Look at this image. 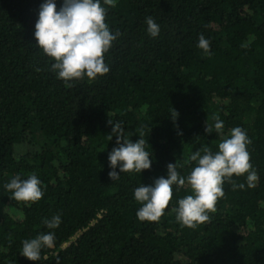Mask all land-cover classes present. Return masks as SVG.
Here are the masks:
<instances>
[{
  "label": "trees",
  "instance_id": "trees-1",
  "mask_svg": "<svg viewBox=\"0 0 264 264\" xmlns=\"http://www.w3.org/2000/svg\"><path fill=\"white\" fill-rule=\"evenodd\" d=\"M45 2L0 0V264H264V0H101L105 23L120 33L104 57L110 71L72 81L58 79L36 46ZM148 16L160 25L155 38ZM201 34L210 55L197 47ZM109 119L133 143L142 130L150 169L109 179L117 146ZM234 127L252 141L254 186L234 175L244 188L225 182L216 211L194 229L172 211L192 194L187 184L173 186L158 221L137 218L136 188L167 178L169 163L186 178L196 166L189 157L218 151ZM33 172L42 198L13 200L4 185ZM56 215L61 223L48 229L43 221ZM49 231L54 247L35 262L22 256L24 240Z\"/></svg>",
  "mask_w": 264,
  "mask_h": 264
},
{
  "label": "clouds",
  "instance_id": "clouds-1",
  "mask_svg": "<svg viewBox=\"0 0 264 264\" xmlns=\"http://www.w3.org/2000/svg\"><path fill=\"white\" fill-rule=\"evenodd\" d=\"M105 5L115 7V0H103ZM107 9L101 5V0H62L57 10L54 0H46L41 4L38 19L35 23L34 39L36 46L43 54L54 61L51 70L57 73V78L63 81L79 80L87 77L94 80L106 75L110 68L105 63V54L117 40L120 33H113L105 23ZM147 33L155 38L159 35L160 25L148 16L145 20ZM248 45L242 44L241 47ZM197 47L206 54L210 53V41L203 34L199 36ZM40 71V69H36ZM172 117L178 114L172 110ZM214 128L217 133L223 134L224 122L219 116L213 115ZM112 125V136L116 137V147L108 155L111 181L118 180L121 173H140L151 167V153L146 151L147 141L140 138L131 142L126 138L120 122ZM213 128L206 125L205 132L211 133ZM252 141L245 130L234 127L228 137H223L218 144V151L213 152L209 147L196 151L189 159L196 162L190 174L185 178L177 171L176 163L167 165V178H157L150 186H139L134 191V198L141 203L136 213L140 221L155 222L163 215L173 197V186L190 188V195L178 200V207L172 209L176 219L183 226L196 228L210 220L209 213L216 211L217 201L224 197L223 185L231 183L233 188H244V184H235L232 177L246 176L249 187L258 179L257 173L250 163L248 145ZM120 165L119 172L115 169ZM12 193V199L22 203L39 201L44 195L41 180L33 172L26 179L19 174L15 175L4 185ZM43 223L48 229H55L61 223L59 215ZM55 245L54 232L41 233L34 239L24 240L22 256L29 261H38L41 249L52 248Z\"/></svg>",
  "mask_w": 264,
  "mask_h": 264
},
{
  "label": "rangeland",
  "instance_id": "rangeland-1",
  "mask_svg": "<svg viewBox=\"0 0 264 264\" xmlns=\"http://www.w3.org/2000/svg\"><path fill=\"white\" fill-rule=\"evenodd\" d=\"M66 246V245H65Z\"/></svg>",
  "mask_w": 264,
  "mask_h": 264
}]
</instances>
